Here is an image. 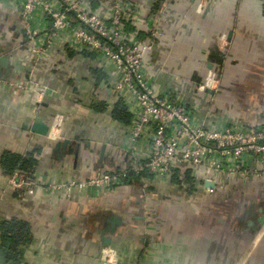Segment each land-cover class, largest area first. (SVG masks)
I'll return each mask as SVG.
<instances>
[{
    "label": "crops",
    "instance_id": "crops-1",
    "mask_svg": "<svg viewBox=\"0 0 264 264\" xmlns=\"http://www.w3.org/2000/svg\"><path fill=\"white\" fill-rule=\"evenodd\" d=\"M111 1L91 0L96 9ZM131 1L145 21L151 14L162 20L163 35L145 59L153 80L182 95L198 122L211 127L236 118L249 126L264 124L259 0ZM145 21L134 29L143 40L148 38ZM0 58L9 60L0 61V73L24 86H0V160L6 152H35L33 175L20 172L33 185L90 180L129 162L131 118L95 55L57 42L35 64L18 10L0 5ZM219 58H224L220 88L207 96L197 85L219 69ZM35 88L46 91L41 101L34 99ZM118 108L129 116L128 123L116 118ZM35 122L47 125L48 134L59 124L62 137L52 142L48 134L32 132ZM65 140L70 144L58 150ZM13 175L0 164L2 264H264V177L213 182L200 171H187L168 182L132 178L108 191L74 188L68 196L29 195L12 187ZM208 181L214 184L211 191ZM114 217L120 224L112 230ZM5 224L17 227L24 243L21 256L4 254ZM106 251H115L118 259L107 262Z\"/></svg>",
    "mask_w": 264,
    "mask_h": 264
},
{
    "label": "built area",
    "instance_id": "built-area-1",
    "mask_svg": "<svg viewBox=\"0 0 264 264\" xmlns=\"http://www.w3.org/2000/svg\"><path fill=\"white\" fill-rule=\"evenodd\" d=\"M259 1L264 10V0ZM0 5H13L18 10L21 35L35 64L46 59L57 42L99 59L110 86L130 115L126 135L133 145L129 162L117 171L85 181L37 185L19 172L10 179L13 188L26 190L29 195L44 191L69 196L74 188L108 191L132 178L168 182L187 171L192 175L200 171L213 182L220 177H264V124L249 126L240 119L227 118L209 127L198 122L182 95L153 80L145 59L163 35L159 17L151 14L145 21L131 0H112L108 7L99 9L91 0H0ZM141 21L147 25V40L140 39L134 30ZM219 63V69L210 71L205 82L197 85L207 96L220 88L224 58ZM2 85L24 87L0 77ZM33 93L35 101H41L46 91L35 88ZM61 137V127L56 123L48 138L56 142ZM112 258L118 259L115 251L104 252L103 259L111 262Z\"/></svg>",
    "mask_w": 264,
    "mask_h": 264
},
{
    "label": "trees",
    "instance_id": "trees-1",
    "mask_svg": "<svg viewBox=\"0 0 264 264\" xmlns=\"http://www.w3.org/2000/svg\"><path fill=\"white\" fill-rule=\"evenodd\" d=\"M116 118L121 122H129V116L119 108L116 110ZM35 152L27 153L25 155H17L10 152L3 154L0 160L2 169L7 175H13L17 172H26L30 176L33 175L34 170L38 164L34 157ZM137 179V178H136ZM3 245L2 250L8 257L21 256V246L24 244L20 241V235L17 233V227L10 224L4 225ZM6 248V249H4Z\"/></svg>",
    "mask_w": 264,
    "mask_h": 264
},
{
    "label": "water",
    "instance_id": "water-1",
    "mask_svg": "<svg viewBox=\"0 0 264 264\" xmlns=\"http://www.w3.org/2000/svg\"><path fill=\"white\" fill-rule=\"evenodd\" d=\"M217 60H218V59H217ZM222 60H223V58H219L218 61L220 62V61H222ZM0 61H1L2 63H4V64H8V62H9L8 58H0ZM219 64H220V63H219ZM0 77H1L3 80H6L7 77H8V74L0 73ZM48 130H49V127H48L47 125L41 123V122H35V123L33 124V126H32V132H34V133H36V134H39V135H42V136H46V135L48 134ZM69 144H70V141H69V140H65V141H63V143H62V142L58 143L56 147H57L58 150H59V149L61 148V146L66 147V146H68ZM72 150H73V149L70 148V151H72ZM205 186H206L207 188H210V189H213V188H214V184H213L212 182H209V181L205 183ZM110 222H111V224H112V226H113L112 230H114V227H115L116 225H119V224H120V220H119L117 217H114L113 220L110 221ZM103 241H104L105 246L110 245V242H111V241H110L109 239L104 238Z\"/></svg>",
    "mask_w": 264,
    "mask_h": 264
}]
</instances>
